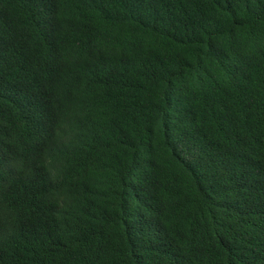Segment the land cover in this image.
Masks as SVG:
<instances>
[{"label": "trees", "instance_id": "1", "mask_svg": "<svg viewBox=\"0 0 264 264\" xmlns=\"http://www.w3.org/2000/svg\"><path fill=\"white\" fill-rule=\"evenodd\" d=\"M0 264H264V0H0Z\"/></svg>", "mask_w": 264, "mask_h": 264}]
</instances>
